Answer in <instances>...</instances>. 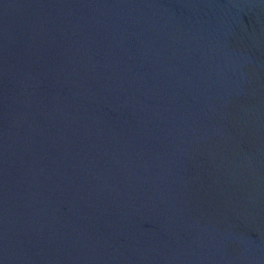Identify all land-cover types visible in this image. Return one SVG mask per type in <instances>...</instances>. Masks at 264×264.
I'll return each mask as SVG.
<instances>
[{"label": "water", "instance_id": "water-1", "mask_svg": "<svg viewBox=\"0 0 264 264\" xmlns=\"http://www.w3.org/2000/svg\"><path fill=\"white\" fill-rule=\"evenodd\" d=\"M0 264H264V0H0Z\"/></svg>", "mask_w": 264, "mask_h": 264}]
</instances>
